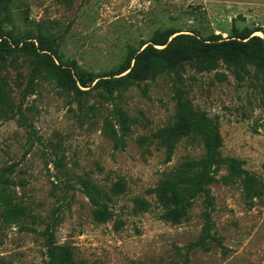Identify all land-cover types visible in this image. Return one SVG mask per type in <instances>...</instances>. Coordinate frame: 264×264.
Listing matches in <instances>:
<instances>
[{
  "label": "rangeland",
  "instance_id": "rangeland-1",
  "mask_svg": "<svg viewBox=\"0 0 264 264\" xmlns=\"http://www.w3.org/2000/svg\"><path fill=\"white\" fill-rule=\"evenodd\" d=\"M165 29L264 39V0H0V264H48L56 207L54 239L78 262L264 264V68L206 50L112 92L76 81L117 70ZM41 45L54 65L32 76ZM178 96L222 138L200 189L176 173L201 143L181 139L166 161L153 137L173 123ZM78 177L109 196L105 221ZM206 222L213 238L198 245Z\"/></svg>",
  "mask_w": 264,
  "mask_h": 264
},
{
  "label": "trees",
  "instance_id": "trees-1",
  "mask_svg": "<svg viewBox=\"0 0 264 264\" xmlns=\"http://www.w3.org/2000/svg\"><path fill=\"white\" fill-rule=\"evenodd\" d=\"M159 46V47H158ZM41 54L39 62L32 70V76L42 68L54 65L52 57L47 54L50 48L44 45L38 46ZM229 50L233 60L238 63H252L264 68V39L259 35H251L250 32L239 33L234 39L220 42L206 41L191 33H179L172 29L156 31L139 51L129 54L125 62L115 71L102 75H85L76 72V81L80 86H88L95 79V84L104 83L109 92L118 89L127 80H133L138 75L150 72L156 75L161 70L171 69L179 57L188 53L202 51L225 52ZM76 92L80 90L75 86ZM174 121L171 124L159 127L153 133L165 154V160L169 161L175 145L181 139L194 143H201L204 150L198 159L184 161L176 178L180 183L187 184L188 188L200 189L204 184L214 180L213 172L221 161L219 147L222 144L221 134L217 123L205 114L198 113L186 98L177 97L175 103ZM230 167L235 168L233 163ZM79 189L88 199L91 205V216L97 222L107 219L106 200L109 196L106 192L90 179L78 177ZM60 207L51 211L49 229L46 235V257L48 264H89L77 261L73 255L72 246L68 243H57L54 239V225L56 215ZM209 238L210 226L204 224L201 235L196 244L201 245Z\"/></svg>",
  "mask_w": 264,
  "mask_h": 264
}]
</instances>
